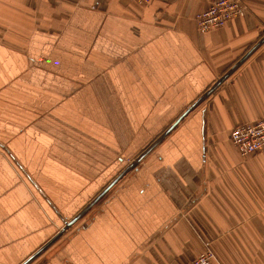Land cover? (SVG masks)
Returning <instances> with one entry per match:
<instances>
[{"label":"crops","instance_id":"crops-1","mask_svg":"<svg viewBox=\"0 0 264 264\" xmlns=\"http://www.w3.org/2000/svg\"><path fill=\"white\" fill-rule=\"evenodd\" d=\"M240 1L201 34L210 0H0V264H264V152L228 139L264 117V0Z\"/></svg>","mask_w":264,"mask_h":264},{"label":"built area","instance_id":"built-area-1","mask_svg":"<svg viewBox=\"0 0 264 264\" xmlns=\"http://www.w3.org/2000/svg\"><path fill=\"white\" fill-rule=\"evenodd\" d=\"M138 5H148L152 0H133ZM245 6L240 0H210L208 8L195 18L201 34L224 28L234 18L243 15ZM239 155L247 157L264 152V117L255 122L235 126L228 137ZM213 253L207 250L188 264H211Z\"/></svg>","mask_w":264,"mask_h":264},{"label":"rangeland","instance_id":"rangeland-1","mask_svg":"<svg viewBox=\"0 0 264 264\" xmlns=\"http://www.w3.org/2000/svg\"><path fill=\"white\" fill-rule=\"evenodd\" d=\"M84 132H86L87 133V135L89 136V140L92 142V134H91V132L88 130V128L87 129H85L84 130ZM136 133H133V135H132V137H134V135H135ZM164 133H162L161 135H159L156 139H154V141H152L150 144H149V146L148 147H146V148H144V149H142L141 151L139 150L138 152H136L135 153V159H133V163H131V164H127L121 171H120V173L118 174V175H116V177L113 179V180H111V182H109L101 191H100V193L98 194L99 196L101 195V193L103 192V191H105L107 188H108V190L102 195V197L99 199L100 201L99 202H101L102 200H104V198H105V196L107 195V193H108V191L113 187V186H115V184L116 183H118L119 182V180H121V178H123L124 177V175L126 174V173H129V172H131V171H133V170H135L136 169V167H138L139 166V162L138 163H135V160H137L143 153H145L149 148H152V145H156L157 143V145H160L161 143H162V141H164L170 134L168 133L166 136H164L162 139H161V137H162V135H163ZM121 142L123 143L124 142V139H123V132H121ZM158 141V142H157ZM153 150V149H152ZM152 150H150L149 152L151 153L152 152ZM147 153V154H150V153ZM121 167H122V165H121ZM88 167H87V160H86V162H85V169H87ZM107 169V167L103 170V171H105ZM111 185V186H110ZM92 202V201H91ZM91 202H89L85 207H84V209H86V207L88 206V207H90V204H91ZM98 202V201H97ZM88 207H87V209H88ZM86 214H90V210L86 213ZM85 214V215H86ZM85 215H84V217H85ZM87 217H88V215H86ZM87 217H85V219H88ZM60 237V236H59ZM59 237H58V239H59ZM54 244V243H53ZM41 253L36 257V258H34L31 262H30V264H43V261L42 260H40V259H42L41 258ZM27 260V259H26ZM25 260V261H26ZM22 264V263H21ZM29 264V263H28Z\"/></svg>","mask_w":264,"mask_h":264},{"label":"water","instance_id":"water-1","mask_svg":"<svg viewBox=\"0 0 264 264\" xmlns=\"http://www.w3.org/2000/svg\"><path fill=\"white\" fill-rule=\"evenodd\" d=\"M220 82V81H219ZM219 82L216 84V85H214L211 89H210V91L211 90H213L218 84H219ZM185 114L186 113H184L175 123H174V125L169 129V130H167L163 135H162V137H161V139L164 137V136H166L174 127H175V125L185 116ZM158 142V141H157ZM151 150V148H149L145 153H143L138 159H137V161H136V163H138L140 160H141V158H143L149 151ZM111 186V185H110ZM108 190V188L105 190V191H103L102 193H101V195L100 196H98L91 204H90V206L93 204V203H96L101 197H102V195L106 192ZM87 210V208L86 209H84L81 213H79V215L77 216V217H74L72 220H70L68 223H66L65 224V226H64V229L61 231V233L66 229V228H68L69 226H71L75 221H76V219L78 218V217H80L85 211ZM59 236V235H58ZM56 238V237H55ZM55 238L53 239V240H51V242L52 241H54L55 240ZM50 244V243H49ZM49 244H47V245H45V246H43L41 249H39L36 253H34L33 255H31L26 261H24L22 264H28L30 261H32L34 258H36L40 253H42L47 247H48V245Z\"/></svg>","mask_w":264,"mask_h":264}]
</instances>
